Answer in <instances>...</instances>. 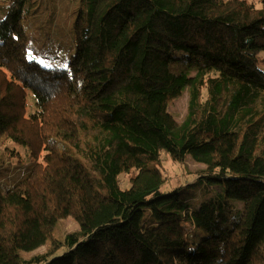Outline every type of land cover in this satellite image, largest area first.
Here are the masks:
<instances>
[{
    "label": "trees",
    "instance_id": "1",
    "mask_svg": "<svg viewBox=\"0 0 264 264\" xmlns=\"http://www.w3.org/2000/svg\"><path fill=\"white\" fill-rule=\"evenodd\" d=\"M69 1L65 67L29 40L61 0H0V264H264V0Z\"/></svg>",
    "mask_w": 264,
    "mask_h": 264
},
{
    "label": "rangeland",
    "instance_id": "2",
    "mask_svg": "<svg viewBox=\"0 0 264 264\" xmlns=\"http://www.w3.org/2000/svg\"><path fill=\"white\" fill-rule=\"evenodd\" d=\"M257 4L260 3V0H254ZM64 4V8L62 7ZM79 4H82V0L79 1ZM78 5L72 3L69 0H61L60 5L56 8V20L53 23H48V12L43 9L40 12V20L38 23L34 24L35 34L30 35L29 40L33 47L38 48L39 59L45 64H57L60 66L68 65V59L72 53L73 39L72 34L69 32L72 25L73 19L76 16V10ZM60 13L63 14L60 19ZM3 12L0 10V16ZM33 95V94H30ZM188 106V94L185 92L175 100H173L169 106V112L174 115L176 120H182L186 114ZM31 107L34 108V105H29V111ZM20 158L14 159L9 167L7 175H1L0 186L1 191L4 193L6 189L10 186H13L23 177H25L30 168L31 160L29 157L28 149L24 146L19 147ZM163 172L167 175L169 184L167 191H171L179 185L181 182L182 186H187L191 184L192 181L198 176L205 175L204 169L205 165L196 163L192 159H188L184 164H180L172 161L167 155H163ZM197 174V175H196ZM188 178V179H187ZM203 180L195 182L194 185H189L186 187L185 194H188L187 190H193L196 185L201 184ZM203 183V182H202ZM128 182L124 180L123 186H126ZM204 186V184H201ZM189 188V189H188ZM210 188L214 190H219L220 187L217 184H210ZM189 226V224H186ZM78 228L77 222L68 217L67 219L61 221L59 226V234L67 233ZM44 250V247L41 249H36L32 252H25L26 257H31L37 252Z\"/></svg>",
    "mask_w": 264,
    "mask_h": 264
},
{
    "label": "snow or ice",
    "instance_id": "3",
    "mask_svg": "<svg viewBox=\"0 0 264 264\" xmlns=\"http://www.w3.org/2000/svg\"><path fill=\"white\" fill-rule=\"evenodd\" d=\"M65 67H66V65H65Z\"/></svg>",
    "mask_w": 264,
    "mask_h": 264
}]
</instances>
